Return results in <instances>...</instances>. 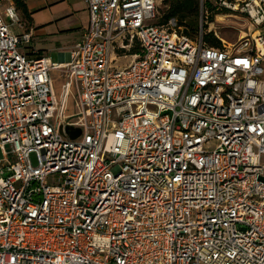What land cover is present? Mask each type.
<instances>
[{
	"label": "built area",
	"instance_id": "2783aa9c",
	"mask_svg": "<svg viewBox=\"0 0 264 264\" xmlns=\"http://www.w3.org/2000/svg\"><path fill=\"white\" fill-rule=\"evenodd\" d=\"M221 2L264 26V0ZM86 3L67 63L0 7V264H264V34L213 47L158 0Z\"/></svg>",
	"mask_w": 264,
	"mask_h": 264
},
{
	"label": "crops",
	"instance_id": "0c3cea01",
	"mask_svg": "<svg viewBox=\"0 0 264 264\" xmlns=\"http://www.w3.org/2000/svg\"><path fill=\"white\" fill-rule=\"evenodd\" d=\"M30 12L28 28L32 30V46L53 62L71 60L75 45L82 39L89 22L86 0H25ZM37 36H52L55 44L38 47Z\"/></svg>",
	"mask_w": 264,
	"mask_h": 264
},
{
	"label": "rangeland",
	"instance_id": "374dc122",
	"mask_svg": "<svg viewBox=\"0 0 264 264\" xmlns=\"http://www.w3.org/2000/svg\"><path fill=\"white\" fill-rule=\"evenodd\" d=\"M207 0H200L201 5H203ZM211 2H214L216 5H218V8H221L224 6L225 8L230 9L229 12L224 13H214L209 14L208 12L204 13L203 9L201 8L199 19L200 23L202 24V14L204 13L205 22L204 24L206 27V31L208 33L212 32L215 37L221 40L222 45L226 44H232L233 46H236L241 43V40L245 36H250L252 33H263L264 34V26H256L253 21L243 14L239 9L236 8L235 3H229L228 6L223 5L221 0H210ZM219 2H221V5H219ZM233 2H236V0H233ZM10 0H0V7L3 9L5 5L9 4ZM223 7V9H224ZM167 5L165 4L164 0H158V11L159 14L162 16L164 12L167 10ZM241 8V6H239ZM20 16L23 20H26L24 18L23 14H21L20 11H18ZM208 15V19H207ZM212 21L210 22V20ZM28 21V19H27ZM184 28V27H183ZM253 33V34H254ZM35 42L38 47L41 46H52V44H55V41L53 40L52 36H37L35 38ZM253 46V41L252 44ZM133 60L132 55H128L125 57H122L119 59V61L115 62V66L118 65L120 68H124L126 65L130 64ZM264 67V63H263ZM51 76L54 82V87L57 95H60L61 89H62V83L65 81V78L63 77V73L57 70H54L51 72ZM260 79L264 81V73L261 75ZM66 115L69 117V122L71 124H74L76 126H81L83 124V119L81 115V107L79 104V97L77 94V91L75 88L72 89L71 94L69 96L68 101V107H67ZM218 144L217 141H212L211 143L207 144V147L214 148ZM3 157V152L0 150V158ZM32 161L35 165L38 164V159L36 154H32ZM263 165H264V157H263Z\"/></svg>",
	"mask_w": 264,
	"mask_h": 264
},
{
	"label": "trees",
	"instance_id": "16d2710c",
	"mask_svg": "<svg viewBox=\"0 0 264 264\" xmlns=\"http://www.w3.org/2000/svg\"><path fill=\"white\" fill-rule=\"evenodd\" d=\"M17 8L18 11L23 14L24 20L26 23L28 22L29 24V19H30V12L27 6V3L25 0H12ZM165 4L167 5V10L164 12V14L161 16L160 15V21L161 22H166L168 21L171 17H175L178 20V23L180 26L184 27V33L191 37H196L201 31H203L204 34V39L205 42L209 46L213 47H220L222 46L221 40L215 37V35L208 31L204 27L206 25L204 22L206 21L204 18V13L208 12L209 14H214V13H220L224 12L227 13L230 11V9L225 8L222 6L221 8H218V5H216L214 2H211L210 0L205 1L203 5H201L200 0H164ZM219 5H221V2H219ZM224 7V9H223ZM201 8L203 9V14H202V19L203 22L202 24L200 23L199 19V14L201 11ZM207 15V19H208ZM28 19V21H27ZM212 19L210 20V22ZM31 50L30 54H33L37 57H43L40 53V51H37L36 53L33 52L34 47L30 45ZM140 50V46H135L133 47L129 53H133Z\"/></svg>",
	"mask_w": 264,
	"mask_h": 264
},
{
	"label": "water",
	"instance_id": "95a60500",
	"mask_svg": "<svg viewBox=\"0 0 264 264\" xmlns=\"http://www.w3.org/2000/svg\"><path fill=\"white\" fill-rule=\"evenodd\" d=\"M72 129L71 127H68L67 130H70ZM81 129H76L75 130V134L78 135L80 133Z\"/></svg>",
	"mask_w": 264,
	"mask_h": 264
}]
</instances>
